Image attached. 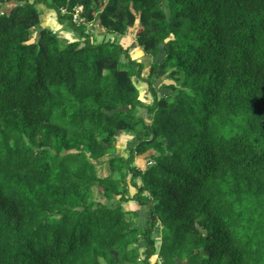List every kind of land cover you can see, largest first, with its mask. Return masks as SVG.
I'll return each instance as SVG.
<instances>
[{
    "label": "trees",
    "instance_id": "16d2710c",
    "mask_svg": "<svg viewBox=\"0 0 264 264\" xmlns=\"http://www.w3.org/2000/svg\"><path fill=\"white\" fill-rule=\"evenodd\" d=\"M179 261L264 264V0H0V264Z\"/></svg>",
    "mask_w": 264,
    "mask_h": 264
},
{
    "label": "rangeland",
    "instance_id": "374dc122",
    "mask_svg": "<svg viewBox=\"0 0 264 264\" xmlns=\"http://www.w3.org/2000/svg\"><path fill=\"white\" fill-rule=\"evenodd\" d=\"M14 3L15 2H13V3L9 2L7 10H9L10 7L14 5ZM38 5H39V7H41L43 12L41 15L40 23L33 28L32 39H35L36 37H38L39 31L42 27H50L51 29L56 30L63 41L74 40L77 38V35L74 32L61 30V25L59 24V22L57 20L56 12L53 9L46 7L42 3H40ZM134 30H135L134 27L130 28V31L122 37L119 35L112 34V38H114V40L122 42L124 45H128L129 43H132V41L134 40V37H133ZM89 31L91 32L92 38L94 39L96 37H99L101 35V33H104L105 29L100 26L99 20L96 19L94 22H92L90 24ZM129 51H130L131 56L133 58L139 60V61H142L146 65L145 69L148 70V65H149V62L151 61V58L143 51V49L140 46H133V47H130ZM133 80L135 81L137 87L139 88L140 95L146 99L149 95L147 83L143 82V81H137L135 77L133 78ZM171 81H173L171 78H168L167 76L162 75V76H160L154 80L153 85L157 88L158 93L162 94L163 92L167 91V88L163 87V84L164 83H170ZM141 114L146 116V113L143 110H141ZM131 137H132V135L128 134V133H121L120 135H118L116 144L114 146V149H112V151H114V153H116V154L126 155L127 152L125 151V146H126L125 144H126V141L128 139H130ZM150 152H152V151L151 150L148 151V153H150ZM135 161H136V163H139L140 165L143 166L145 164L144 155H138L136 157ZM97 162H98L97 163L98 164L97 165L98 174L102 175V176L106 175L107 174V166H105V163L101 164L99 161H97ZM126 179H127V181H129L130 176L128 175L126 177ZM128 186H129V191L132 192L133 189L130 186L129 182H128ZM93 190H95V187H93ZM123 207L125 209L138 208L139 212H138V216L136 218V222L139 226L144 223L146 213L148 210V207L146 205L136 206L134 204V201L130 200L128 202L123 203ZM159 237H160V232H159V229H157V231H156L157 241L159 240ZM139 245H140V248L143 247V243H140ZM179 263L184 264V261H179Z\"/></svg>",
    "mask_w": 264,
    "mask_h": 264
},
{
    "label": "built area",
    "instance_id": "2783aa9c",
    "mask_svg": "<svg viewBox=\"0 0 264 264\" xmlns=\"http://www.w3.org/2000/svg\"><path fill=\"white\" fill-rule=\"evenodd\" d=\"M81 7H79V9H80ZM74 17H76V14H74Z\"/></svg>",
    "mask_w": 264,
    "mask_h": 264
}]
</instances>
